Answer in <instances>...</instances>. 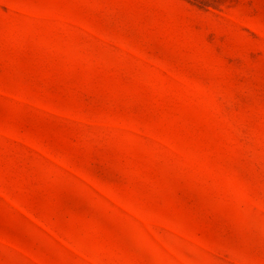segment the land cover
<instances>
[{
	"label": "rangeland",
	"instance_id": "obj_1",
	"mask_svg": "<svg viewBox=\"0 0 264 264\" xmlns=\"http://www.w3.org/2000/svg\"><path fill=\"white\" fill-rule=\"evenodd\" d=\"M0 264H264V0H0Z\"/></svg>",
	"mask_w": 264,
	"mask_h": 264
}]
</instances>
